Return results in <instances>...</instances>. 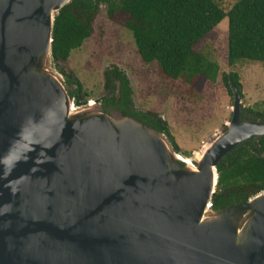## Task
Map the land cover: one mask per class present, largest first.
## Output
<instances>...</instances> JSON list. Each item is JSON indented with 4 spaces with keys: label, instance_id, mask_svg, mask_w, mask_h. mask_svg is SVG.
<instances>
[{
    "label": "water",
    "instance_id": "obj_1",
    "mask_svg": "<svg viewBox=\"0 0 264 264\" xmlns=\"http://www.w3.org/2000/svg\"><path fill=\"white\" fill-rule=\"evenodd\" d=\"M68 1L0 0V264H264V192L210 207L217 163L264 121L230 84L225 129L185 162L131 116L74 108L48 67Z\"/></svg>",
    "mask_w": 264,
    "mask_h": 264
},
{
    "label": "trees",
    "instance_id": "obj_2",
    "mask_svg": "<svg viewBox=\"0 0 264 264\" xmlns=\"http://www.w3.org/2000/svg\"><path fill=\"white\" fill-rule=\"evenodd\" d=\"M99 3H105L107 15H126L124 26L130 31L138 56L144 63L154 62L161 74L183 78L189 84L201 79L214 81L218 65L195 51L194 45L216 24L226 18V64L240 59L264 63V0H236L224 11L213 0H69L53 16L50 59L64 61L70 51L81 45L92 32V21ZM67 93L75 105L85 103L80 82L71 73L59 69ZM199 77L201 79H199ZM107 95L99 98L105 112L115 109L161 132L175 152H181L167 123L152 111L134 108L131 88L124 72L116 65L103 72ZM228 96L230 84L240 91L235 71L220 72ZM69 86L72 88H69ZM242 96L240 91V97ZM249 119L264 121V111L241 107ZM216 184L210 199L213 211L228 208L264 192V135L256 141L236 144L216 165Z\"/></svg>",
    "mask_w": 264,
    "mask_h": 264
},
{
    "label": "rangeland",
    "instance_id": "obj_3",
    "mask_svg": "<svg viewBox=\"0 0 264 264\" xmlns=\"http://www.w3.org/2000/svg\"><path fill=\"white\" fill-rule=\"evenodd\" d=\"M213 1L226 11L236 0ZM106 8L105 3H99L91 34L70 51L66 60L48 61V67L58 75L66 92L68 84H64L59 69L71 73L80 82L85 103L74 104V108L88 100L97 104L101 96L107 95L103 72L116 65L129 81L134 108L155 112L165 120L185 157H190L207 136L223 131V122L230 117L228 108L232 99L220 81V72L232 70L238 74L241 107L264 111V63L240 59L233 66L226 64L225 17L194 45L195 51L218 65L216 78L210 81L199 77L202 82L196 80L193 85L181 77L164 76L154 62L144 63L137 54L130 31L124 26L126 15L115 12L109 17ZM248 114L245 111L241 117Z\"/></svg>",
    "mask_w": 264,
    "mask_h": 264
},
{
    "label": "bare ground",
    "instance_id": "obj_4",
    "mask_svg": "<svg viewBox=\"0 0 264 264\" xmlns=\"http://www.w3.org/2000/svg\"><path fill=\"white\" fill-rule=\"evenodd\" d=\"M88 101H89V102H88L89 104L92 103V100H88ZM203 143H204V142H203ZM203 143H202V144H203ZM200 146H201V145H200ZM196 153H197V151L193 152L192 154L195 155ZM182 158L184 159L185 162H188V161H189V157L182 156Z\"/></svg>",
    "mask_w": 264,
    "mask_h": 264
},
{
    "label": "crops",
    "instance_id": "obj_5",
    "mask_svg": "<svg viewBox=\"0 0 264 264\" xmlns=\"http://www.w3.org/2000/svg\"><path fill=\"white\" fill-rule=\"evenodd\" d=\"M228 109H229V108H228ZM225 121H226V120H225ZM225 121H224V122H225ZM224 122H223V124H224ZM207 137H208V136H207ZM207 137H206V138H207ZM176 143H177V142H176ZM197 148H198V147H197ZM197 148H196L195 150H193L192 152L196 151V150H197Z\"/></svg>",
    "mask_w": 264,
    "mask_h": 264
}]
</instances>
